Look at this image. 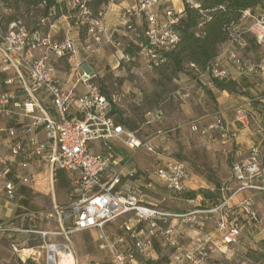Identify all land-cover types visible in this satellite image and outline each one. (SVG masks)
I'll return each instance as SVG.
<instances>
[{
    "label": "built area",
    "instance_id": "obj_1",
    "mask_svg": "<svg viewBox=\"0 0 264 264\" xmlns=\"http://www.w3.org/2000/svg\"><path fill=\"white\" fill-rule=\"evenodd\" d=\"M121 0H111L110 5ZM184 2V0H183ZM188 2L195 7L193 0ZM76 9L75 26L85 28L95 43L104 39L111 41L112 28L105 21L104 13L94 17L87 5V0H71ZM183 12H178L172 0H136L133 8L126 9L121 14L120 25L137 36H143L144 41L136 43L141 48V57L149 69H156L166 60V54L174 50L180 42L177 27ZM143 19V33L140 34L133 22V17ZM42 20L41 24H45ZM247 36L264 45V14L253 15L247 11L241 23L231 27L230 39L222 46L220 54L205 70L190 63L187 68L197 76L202 85H213L214 79L228 80L227 72L221 69L226 61L234 65L240 72L245 66L240 58V50L247 46ZM122 47V42L113 43ZM31 53L26 55L24 51ZM40 53L39 57L33 55ZM78 52V44L73 36L67 34L62 40L53 39L42 30L28 31L21 23H12L7 34H0V74H13L4 80L9 90L0 95V119L9 114V107L17 97L18 91L28 96L24 101L25 116L31 118L29 125H22V139L18 138L15 128L4 129L16 139L12 145V153L23 158L30 165L31 154L26 148H32L33 156L49 166L51 173L62 171L71 182V202L68 205L56 206L52 210L38 211L36 219L57 221L65 236V243H48L44 246L47 252V262L59 264L60 252L74 256L69 246V236L75 232L97 230L100 250H109L112 264H147L153 261L154 242L159 241L172 250L171 264H206L216 253V247L211 239H198L191 245H183L180 232L171 222L181 220L185 223L189 215L174 213L160 209L145 201V193L139 183L138 173H124L125 158L114 148L116 143L131 153L141 148L154 152L153 146L145 143L139 133L142 128L154 126L163 122L165 113L163 104L145 115V122L140 130H131L117 124L113 116V105L119 100L118 94L106 95L97 84L98 75L93 70L76 71L70 85L61 84L55 75V60L72 57ZM81 68V64L77 65ZM85 87L82 95L75 96L79 85ZM44 91L55 107L58 117L53 118L42 110V115L36 114L37 94ZM237 123L247 125L249 115L240 108L235 118ZM192 130L200 133L207 143L218 138L228 140L230 127L228 122L218 117L206 127L192 126ZM42 133L45 141L41 142L38 135ZM171 130L159 129L157 137L167 140ZM94 142L101 143L105 151H96ZM10 171L8 162L0 155V177ZM159 183L170 195L186 192V181L190 169L184 162L170 158L153 172ZM233 180L237 187L222 202L195 214L215 216V232L220 235L224 247H238L242 242L244 224L238 220L232 210L234 197L244 191L264 192V141L252 146L249 158L233 167ZM32 177L23 178L25 184L33 183ZM131 183H128V182ZM5 195L12 200L16 195V186L6 182ZM239 207L256 224L260 222L255 210V196L251 195L239 203ZM125 214H132L124 223L122 230L133 240L132 248L126 250V237L120 236L112 240L106 231L108 223L115 222ZM71 224V226H68ZM9 230L7 223H0V234ZM16 253L21 251L14 247ZM237 264H248V261Z\"/></svg>",
    "mask_w": 264,
    "mask_h": 264
},
{
    "label": "crops",
    "instance_id": "obj_2",
    "mask_svg": "<svg viewBox=\"0 0 264 264\" xmlns=\"http://www.w3.org/2000/svg\"><path fill=\"white\" fill-rule=\"evenodd\" d=\"M67 2L68 5L69 1L67 0ZM174 3L178 12L184 11L183 0L180 3L174 0ZM135 5L136 0H121L118 4L109 5L104 12V19L111 26L112 31H116L122 37L128 36L129 33L133 34L129 42L134 44L143 42V36L139 37L135 32L123 28L120 21L122 12L135 7ZM247 13L261 15L264 14V11L262 7H257L248 10ZM44 20H46L45 24H41L46 26L47 31H43L44 33L50 34L54 39L57 31L62 27L64 29L63 38L70 34L78 44L76 55L54 62L55 75L60 83L72 84L77 70L82 72L91 69L99 79H102L103 71L96 72L92 66L94 56L99 52L88 44L93 43L100 46L105 39L102 43H95L87 34V39L90 42L82 40L80 35L83 28H78L74 23L71 24L68 21V16H63L54 22H51L50 19ZM133 22L136 28L137 25L140 26V29L137 30L142 34L143 19L134 16ZM59 23H63L62 26H59ZM260 48L263 49L264 45L258 44L252 36H247V46L239 53L245 70L240 72L228 61L224 62L221 67L227 72L228 80L236 82L238 90L246 94H230L220 91L214 84L198 85L197 87L193 83H184L185 79L181 78L182 89H185V93L180 95L182 102H175L177 104L175 107L165 110L162 123L144 126V128L141 126L145 122V115L158 108L156 102H141V93L136 94L138 96L133 98L137 91L131 89L133 95L130 92L126 96L118 94L119 100L113 105L115 122L131 130L142 128L139 137L145 143L153 146L155 150L149 152L147 149L141 148L137 152L131 153L128 149L113 143L115 150L125 158L124 173L126 175L132 171L138 173L139 183L145 193L147 203L165 211L189 215V220L185 223H182L181 220L171 222L178 228L183 245H191L198 239H211V244L216 247V253L206 264H237L241 259H246L248 264H264V258L260 262H255L247 257L250 251H258L264 255V192L244 190L234 197L231 210L245 226L242 242L238 247L223 246L220 235L215 232V216L195 214L197 211L209 210L219 205L224 197L232 193L233 189L237 187L233 180L234 165L246 161L252 146L264 141V49L256 57L261 60L259 65L251 59H248L249 61L246 63L244 59V53L247 50L249 52L256 51L257 54ZM120 50L121 59L129 61V56L123 53L122 48ZM24 53L28 55L27 53H31V51L27 48ZM33 55L39 57L40 53L34 51ZM83 55H87L86 58ZM63 60L68 63L67 69H62L59 65V62ZM79 64H81V68H77ZM11 74L13 72L0 74V95L9 90L4 80ZM181 75L186 76L188 73L182 72L179 76ZM207 91H210L212 95ZM84 92L85 87L81 84L76 89L75 96L82 95ZM194 93H197V96ZM27 97L25 92L18 91L16 99L9 107V114L1 116L0 119L1 127L4 129L15 128L20 139L23 136L22 125L31 123V118L25 116L23 108ZM37 97L40 102H37L36 114L42 115L43 110L50 117L57 118V111L46 93L40 91ZM140 106L145 107L143 112L133 116L130 110L138 109ZM240 108L245 109L249 115L247 125L237 123L235 120ZM125 112H128L129 116L133 118L127 119ZM218 117L223 118L229 124L230 136L228 140L218 138L212 143H207L200 133L192 130L194 125L206 127ZM159 129L171 130L167 140L156 136ZM38 137L41 142L45 141L42 133ZM15 141L17 140L7 133H0V155L10 167V171L0 177V223L4 222L9 225V230L0 234V264H48L44 246L48 243H65L67 241L65 236L59 234L62 228L56 220L36 219L34 214L38 211L52 210L56 206L68 205L71 201V182L64 172L58 171L52 174L48 165L38 161L33 156L32 148L27 145L28 140L25 141V144L32 158L30 165H26L23 158L12 153L11 148ZM94 149L100 152L105 151L101 143H96ZM170 158L186 163L190 169V176L186 181L187 190L182 194L170 195L153 173L156 168ZM25 177H32L33 183L25 184L23 182ZM62 181H67L68 189L62 185ZM6 182H12L16 186V195L12 200L5 195ZM251 195L255 196L254 208L260 218L258 224L254 223L239 207V203ZM131 216L132 214H125L115 222L108 223L105 228L112 240H116L120 236L126 237L124 247L126 250L132 248L134 242L130 236L125 234L122 227ZM78 234L83 235L82 241L75 240V236ZM88 238H91L93 243H86L85 240ZM68 242L74 254L75 264H112V255L109 250H100L98 247L97 230L75 232ZM92 244L93 249L90 248ZM15 246L21 251L20 253L15 252ZM171 253L172 250L161 242H154L153 262L165 255L170 259L168 264H171Z\"/></svg>",
    "mask_w": 264,
    "mask_h": 264
},
{
    "label": "trees",
    "instance_id": "obj_3",
    "mask_svg": "<svg viewBox=\"0 0 264 264\" xmlns=\"http://www.w3.org/2000/svg\"><path fill=\"white\" fill-rule=\"evenodd\" d=\"M193 1L197 7L184 0L185 8L177 27L180 34L179 44L166 54L165 62L154 70L169 69L171 75L175 77L179 76L190 63L196 64L202 70L207 69L220 54L222 46L230 39L231 27L241 23L244 13L257 7H262L264 11V0ZM110 3L111 0H87L94 17L104 13ZM73 11L76 14L78 12L76 9ZM73 11L67 7V0H0V34H7L12 23H21L31 32L41 30L42 20L50 19L54 22L63 16L71 18ZM81 38L84 39L83 33ZM122 48L130 61L141 57V48L132 42L122 43ZM104 81L99 79L97 84L109 96L111 94L109 89L100 83ZM213 84L220 91L246 94L238 90L233 80L214 79ZM207 93L212 95L210 91ZM62 185L68 189L67 181H62ZM247 257L260 262L264 255L258 251H250ZM169 261L167 256L162 255L157 261H150L148 264H168Z\"/></svg>",
    "mask_w": 264,
    "mask_h": 264
},
{
    "label": "rangeland",
    "instance_id": "obj_4",
    "mask_svg": "<svg viewBox=\"0 0 264 264\" xmlns=\"http://www.w3.org/2000/svg\"><path fill=\"white\" fill-rule=\"evenodd\" d=\"M68 1H69V4L67 5V7L72 11L75 10L70 4L71 0H68ZM172 1L175 6L174 0ZM176 2L180 3L181 0H176ZM76 16L77 14L73 11L71 18L68 17V21H70L71 24L72 23L75 24ZM62 24L63 23H59V26H62ZM142 26H144V22ZM41 27H42L41 29L42 31L46 30V26L42 25ZM139 27L140 26L137 25V29H140ZM114 29L116 30V28ZM81 33L84 34L83 40H88V43H89L90 40L87 39L88 37L87 30L83 28ZM63 36H64V29L61 27V29L58 30L56 35L54 36V39L62 40ZM132 36L133 34L129 33L128 36L122 37L116 31H112L111 41H108L107 39H105L104 43L100 46L98 45L96 46L93 43L88 44L94 50H97L99 52L98 55L96 53V55L94 56V64L92 63V66L94 67L96 72H99L100 70L103 71L102 79H104L105 81L100 82V83L105 84V86L109 89V92L111 94H124L126 96L127 93L130 92L131 95H133L134 93H132L131 89H134L137 91V93L133 95V98L134 96L135 98L136 96H138L136 94L141 93V96H140L142 98L141 102H156V105H158L157 107L163 104V110L165 113V110H168L170 107H175V104L178 102H182V100L180 99V95L185 93L184 92L185 89H182L183 83L180 82L181 78L185 79L184 83H193V85L197 87L198 85L200 86L202 85L201 81L197 79V76H195L194 73L188 70L187 66H185V70L183 72L188 73V75L186 76L181 75V76L174 77L171 75V71L169 69H160V70L149 69L145 61L142 59V57H136L135 61H130V60L127 61L126 59H121L120 49L122 47L120 48L116 47L114 46L113 43L117 41H121L123 44L128 43L132 39L131 38ZM80 38H81V35H80ZM263 49L260 48L258 50L259 52L257 51V54H256V51L249 52V50H247L244 53V57H245L244 59L246 63L247 61L251 59L257 65H259V63H261V60H258L256 57L259 56V54L263 51ZM122 51H123V48H122ZM101 54H104L105 56L103 57V55ZM86 56L87 55H83V57L85 58ZM59 65L62 69L68 68V63L66 60L60 61ZM194 95L197 96V93L196 94L194 93ZM144 108L145 107L140 106L138 107V109H131L130 111L132 112V115L135 116L137 115V113L143 112ZM125 113H127L126 115L127 119L133 118L129 116L128 112H125ZM96 143H99V142H94L93 145H96ZM68 226H71V224H68ZM71 236L72 235H70L69 238H71ZM75 240L82 241L83 235L82 234L76 235ZM85 242L90 244V243H93V240L91 238L90 239L88 238L87 240H85ZM90 248L92 249L94 248L93 244ZM245 260L246 259L244 260L241 259L240 262L245 261Z\"/></svg>",
    "mask_w": 264,
    "mask_h": 264
},
{
    "label": "bare ground",
    "instance_id": "obj_5",
    "mask_svg": "<svg viewBox=\"0 0 264 264\" xmlns=\"http://www.w3.org/2000/svg\"><path fill=\"white\" fill-rule=\"evenodd\" d=\"M60 254H61V260L59 264H75L73 255L66 252H60ZM51 264H54L53 257L51 258Z\"/></svg>",
    "mask_w": 264,
    "mask_h": 264
}]
</instances>
